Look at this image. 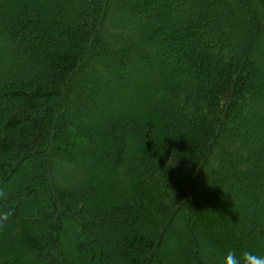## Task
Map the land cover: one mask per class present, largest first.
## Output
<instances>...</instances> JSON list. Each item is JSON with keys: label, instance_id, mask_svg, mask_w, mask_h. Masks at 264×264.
<instances>
[{"label": "trees", "instance_id": "1", "mask_svg": "<svg viewBox=\"0 0 264 264\" xmlns=\"http://www.w3.org/2000/svg\"><path fill=\"white\" fill-rule=\"evenodd\" d=\"M263 31L264 0H0V264L264 256Z\"/></svg>", "mask_w": 264, "mask_h": 264}, {"label": "rangeland", "instance_id": "2", "mask_svg": "<svg viewBox=\"0 0 264 264\" xmlns=\"http://www.w3.org/2000/svg\"><path fill=\"white\" fill-rule=\"evenodd\" d=\"M119 1H121V2H127L128 1L130 4H134V2H138V1L141 3V0H137V1L136 0H119ZM149 1H150L151 6L153 8H157L166 0H149ZM200 4H201V6H199ZM200 4H198L196 7L189 8L190 9L189 11L195 10L193 12H197V13L201 12L203 14H206L208 16V24H209V26L211 28H213V29L215 28L218 31L222 30L223 26L221 24V21H219V19L217 20V17L219 16L218 9L217 8H212L208 3H205V2H201ZM197 7H199V8H197ZM176 14H179V16H181V17L185 16V12H181V11L177 12ZM172 16H173V14H172ZM240 16L241 15L236 13V17H240ZM241 20H244L245 23L246 22L248 23V21H250L248 15H245L244 18L241 19ZM149 21H151V20H149ZM125 27H127V30L129 31V33L132 34V40H133L132 42H134L136 40L137 30L133 29L131 27V25L128 24V23L126 24ZM98 28L103 30V26H99ZM257 46H258V48L260 50H259V52L256 55H252L251 56V59H252L251 62L253 63V66H255V68L260 69L261 67H264V31L262 32V34H261V36H260V38H259V40L257 42ZM206 51H207L208 55L211 54V49L210 48L208 50L206 49ZM8 60L12 61L13 59L11 57H9ZM0 71H2V69H0ZM249 110L252 111L253 109L250 108ZM243 113L245 115H248L247 111H243ZM255 136H256V138L261 139V142L264 145V132H263V134H255ZM259 148L260 147L258 145L257 147L252 148L253 149L252 151H255V149H259ZM202 176H203V178L205 177V172L204 171L202 172ZM72 178H75V176H72ZM201 185H203V184L201 183Z\"/></svg>", "mask_w": 264, "mask_h": 264}, {"label": "clouds", "instance_id": "3", "mask_svg": "<svg viewBox=\"0 0 264 264\" xmlns=\"http://www.w3.org/2000/svg\"><path fill=\"white\" fill-rule=\"evenodd\" d=\"M244 264H264V256H257L250 253L243 254ZM223 264H240V261L232 252H228L224 257Z\"/></svg>", "mask_w": 264, "mask_h": 264}]
</instances>
